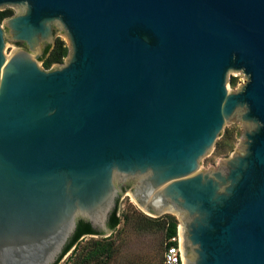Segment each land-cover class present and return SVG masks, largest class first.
<instances>
[{"label": "water", "instance_id": "1", "mask_svg": "<svg viewBox=\"0 0 264 264\" xmlns=\"http://www.w3.org/2000/svg\"><path fill=\"white\" fill-rule=\"evenodd\" d=\"M9 7L0 264H56L82 220L110 237L126 192L151 217H178L182 264H264V0H0ZM56 26L69 60L45 70ZM6 38L28 49L7 57ZM235 122L240 144L206 170Z\"/></svg>", "mask_w": 264, "mask_h": 264}, {"label": "rangeland", "instance_id": "2", "mask_svg": "<svg viewBox=\"0 0 264 264\" xmlns=\"http://www.w3.org/2000/svg\"><path fill=\"white\" fill-rule=\"evenodd\" d=\"M6 9H12L14 11V15H17L20 12V9L17 7L3 8L0 9V11H4ZM1 25L3 26L5 32H8L4 23H2ZM56 28L57 32L55 34V38L63 39L68 44V46H70L66 33L62 31L60 26H56ZM20 49L23 48H21V46L18 45L16 41L6 38L5 53L7 57H10L15 51ZM68 60L69 59L66 58L65 62H67ZM40 65L43 67L42 62H40ZM59 66L61 65H55L52 69L58 68ZM245 76L246 75L244 73L233 75L231 74L229 79L230 89L236 91L239 88L240 84L243 85L247 83L248 80L245 79ZM232 78H237V86L235 88H233L230 84ZM243 133L244 127L241 122H235L231 123V125L225 126L224 133L218 140V142L222 140L224 136H226V134H228L230 136L228 146H226L225 149L220 153L217 150V147H215L210 156L203 159V168L208 170L210 166H213L216 169L218 168L217 164L220 159L231 157L232 153L235 152L238 144H240ZM138 214L149 216L138 208L129 193L126 192L122 197L120 203V218L122 219L121 226L116 231H113L111 235L112 239H109L110 242L115 243V251L112 259L108 260L104 264H164V233L160 231H141L137 226L138 221H134L135 223L131 221L130 223L126 224L127 217L132 219ZM173 216L178 219L176 215ZM86 238L87 241H85L83 246L89 244L94 240L103 239L92 236H87ZM59 264H64V261L62 260Z\"/></svg>", "mask_w": 264, "mask_h": 264}, {"label": "trees", "instance_id": "3", "mask_svg": "<svg viewBox=\"0 0 264 264\" xmlns=\"http://www.w3.org/2000/svg\"><path fill=\"white\" fill-rule=\"evenodd\" d=\"M14 11L12 9H6L0 11V24L6 18L12 17ZM22 45V43H18ZM70 48L68 44L61 38H57L53 46H48L44 51V55L41 57L40 61L43 63V68L45 70H51L55 65L64 64L66 58L69 56ZM230 84L233 88L237 86V78H232ZM230 136L226 134L222 140L217 142L216 147L219 153L228 146L230 141ZM126 190V189H125ZM136 219V220H135ZM131 221H138V229L144 232L160 231L164 233V248L166 243L171 238L177 236L178 234V219L171 215L166 214L159 218L149 217L143 214H138L132 219L127 217L126 224ZM122 223V219L118 216V205L114 210L110 218L109 226L113 231H116ZM135 223V222H134ZM99 235V233L92 227V225L85 221H80L78 224L77 231L73 238L71 239L69 245L65 249L62 256L56 262L59 264L64 256L71 251V249L76 246L72 254L71 264H104L108 260L112 259L115 251V243L110 242L112 236L109 238H103L100 240H94L89 244L83 246L80 245V241L87 236ZM164 263V260H163Z\"/></svg>", "mask_w": 264, "mask_h": 264}, {"label": "built area", "instance_id": "4", "mask_svg": "<svg viewBox=\"0 0 264 264\" xmlns=\"http://www.w3.org/2000/svg\"><path fill=\"white\" fill-rule=\"evenodd\" d=\"M179 226H178L177 236L171 238L166 243V247L164 251V259H163L164 264H182L181 253H180Z\"/></svg>", "mask_w": 264, "mask_h": 264}, {"label": "crops", "instance_id": "5", "mask_svg": "<svg viewBox=\"0 0 264 264\" xmlns=\"http://www.w3.org/2000/svg\"><path fill=\"white\" fill-rule=\"evenodd\" d=\"M85 241H87V238H83L80 241V245H83ZM75 249H76V246L64 256V258L62 259L64 261V264H71L72 254Z\"/></svg>", "mask_w": 264, "mask_h": 264}, {"label": "flooded vegetation", "instance_id": "6", "mask_svg": "<svg viewBox=\"0 0 264 264\" xmlns=\"http://www.w3.org/2000/svg\"><path fill=\"white\" fill-rule=\"evenodd\" d=\"M56 32H57V28L55 27L54 28V34H56ZM57 39V38H56ZM21 46V48H23V49H28V47L25 45V44H23L22 43V45H20ZM127 188H130V187H127ZM121 189H124V185H121ZM126 189V188H125ZM127 190V189H126ZM126 192V191H125ZM118 204V203H117ZM109 223H110V221H109ZM109 223H108V226H109ZM110 227V226H109ZM97 231V230H96ZM98 232V231H97ZM99 233V232H98ZM100 234V233H99ZM62 261V260H61ZM60 261V262H61Z\"/></svg>", "mask_w": 264, "mask_h": 264}]
</instances>
